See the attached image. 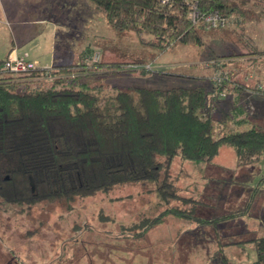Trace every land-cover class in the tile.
Instances as JSON below:
<instances>
[{
	"label": "trees",
	"instance_id": "trees-1",
	"mask_svg": "<svg viewBox=\"0 0 264 264\" xmlns=\"http://www.w3.org/2000/svg\"><path fill=\"white\" fill-rule=\"evenodd\" d=\"M90 1L105 12L113 29L133 31L143 45L164 51L178 43L204 45L200 27H225L232 15L244 13L242 4L248 0ZM194 4L200 11L195 20L189 16ZM208 14H217L220 23L212 25L205 19ZM92 46L86 45L77 65L56 63L46 69L37 64L26 72H7L11 76H3L5 59L0 60V207L30 208L56 200H65L71 207L78 197L108 192L117 185L153 181L162 202L169 205L182 200L191 207L168 206L154 217L135 221L127 227L134 240L146 238L168 214L198 224H218L233 216H198L196 206L202 200L182 194L171 173L172 165L176 157L210 161L223 144L235 148L239 164L258 161L264 157V127L253 124L215 137L212 112H200L213 97L204 84L77 88L75 80L84 73L128 66L137 69L142 63L101 61V50ZM94 54L99 55L98 61L87 63L86 58ZM263 54L258 49L232 50L229 57L255 61ZM210 61L216 95H227L226 89L243 95L262 79L255 76L254 85L239 80L230 84L231 71L224 60L213 57ZM249 241L255 243L252 263H235L221 251L222 264H264V235Z\"/></svg>",
	"mask_w": 264,
	"mask_h": 264
},
{
	"label": "rangeland",
	"instance_id": "rangeland-1",
	"mask_svg": "<svg viewBox=\"0 0 264 264\" xmlns=\"http://www.w3.org/2000/svg\"><path fill=\"white\" fill-rule=\"evenodd\" d=\"M20 1L26 14L28 3ZM61 1L68 6L63 4L60 9L56 5L58 27L71 31L58 37L57 64L82 62L79 52L84 49L78 47L85 43L101 50V61L142 62L137 69L128 66L110 72L84 73L75 80V87L91 89L103 84L106 88L131 89L204 84L213 91L210 93L213 97L200 112H212L215 137L249 127L244 121L264 127V116H260L264 114V94L257 93L253 98L245 94L237 96L232 89H226L228 97L214 94L210 63L213 57L224 60L231 71L230 84L239 80L251 85L255 76H264V54L255 61L229 57L232 50L264 52V0L243 3L244 13L232 15L223 28L200 27L204 45L178 43L164 51L143 45L133 31L113 29L105 12L90 0ZM51 41L52 34L50 47ZM34 47L39 50L38 45ZM3 76L11 74L4 71ZM237 97L242 99L241 103L237 101L244 115L239 107L233 106ZM251 108L257 113H250ZM221 147L227 155L236 153L232 145ZM210 161L176 157L171 173L184 196L202 200L196 206L198 216L212 219L233 215L218 224H198L168 214L146 238L134 240L127 227L135 221L154 217L168 206L191 207V203L182 200H173L169 205L162 202L153 181L117 185L108 192L78 197L71 207L65 200L43 201L30 208L5 205L0 207V264H222L221 251L235 263H252L256 257L255 243L249 240L264 235V192L253 182L264 175V160L257 164L238 163L241 169L220 171L209 168L206 163ZM229 161L226 162L232 163ZM262 181L263 178L260 184Z\"/></svg>",
	"mask_w": 264,
	"mask_h": 264
},
{
	"label": "crops",
	"instance_id": "crops-1",
	"mask_svg": "<svg viewBox=\"0 0 264 264\" xmlns=\"http://www.w3.org/2000/svg\"><path fill=\"white\" fill-rule=\"evenodd\" d=\"M27 1V12H24V4L19 0L14 2V0H0V60H3L7 57L8 53L12 49H16L18 53L22 55H26L29 60L36 61L39 66H46L50 64H56V47L58 45V37L64 33H69L71 30L66 31L64 27L59 28V18L57 16V7L63 9V4L68 6L66 1L61 0H26ZM18 2L22 4L19 5ZM22 7V12L19 9ZM69 28V27H68ZM52 34L51 47L49 45V35ZM46 35L48 37H46ZM43 36V37H42ZM61 41L64 43L63 39ZM46 43V44H45ZM66 44V42H65ZM38 45L39 50H36L33 46ZM87 43L83 45V47H78V49L86 48ZM83 51V50H82ZM26 52V53H25ZM81 54V52H79ZM62 56V55H61ZM59 56L58 60L62 57ZM58 64H66V63H58ZM263 78L264 76L261 75ZM255 82V81H254ZM254 85V83L252 84ZM214 86V84H213ZM214 88V87H213ZM216 90V89H215ZM237 96H241L239 92L234 90ZM249 95L251 98L257 93L247 90L244 91L243 95ZM228 97V93L226 95ZM242 101L240 97L235 99L234 105L241 109L242 115H244V111L240 106L238 101ZM255 101V98L253 102ZM256 109H258L256 107ZM255 109L254 114L257 113ZM264 112V111H263ZM260 116H264V114L260 113ZM240 120V119H237ZM242 120V119H241ZM244 123L249 124V127L255 123H248L244 121ZM251 124V125H250ZM248 128V127H247ZM246 129V128H244ZM242 130V129H240ZM222 148V147H221ZM219 153L212 159V161L207 162L206 165L209 168H215L217 170H223L225 168L231 169L239 168L237 162L236 153L226 154L222 148ZM225 149V148H224ZM232 151V148H228ZM229 151V150H228ZM235 151V150H234ZM233 158V159H232ZM232 159V160H231ZM227 160H230L228 163ZM264 160V157L258 161H255L253 164H257ZM199 163V162H198ZM200 167H204L199 164ZM223 173V172H222ZM202 176H204L202 174ZM264 178V175L258 178L255 182L259 186V190L261 193L264 192V183L260 184V180ZM264 182V181H262ZM224 250V249H223ZM225 251V250H224ZM226 254V252H225Z\"/></svg>",
	"mask_w": 264,
	"mask_h": 264
},
{
	"label": "built area",
	"instance_id": "built-area-1",
	"mask_svg": "<svg viewBox=\"0 0 264 264\" xmlns=\"http://www.w3.org/2000/svg\"><path fill=\"white\" fill-rule=\"evenodd\" d=\"M163 4L167 3L169 0H161ZM189 16L194 20L200 17V11L197 9L196 5L194 4L191 7L189 12ZM205 19L210 21L212 25H216L220 23V17L217 14H208L205 16ZM221 23H224V20L221 19ZM92 59V61H90ZM99 59L98 54H94L92 58L89 56L86 58L87 63L97 62ZM36 61L29 60L26 55H22L18 53L16 49L10 50L7 57L4 60L3 71L5 72H26L32 69L37 68ZM46 69H50L51 66H45ZM217 77V75H216ZM255 93H262L264 94V77L258 81L256 88L252 90Z\"/></svg>",
	"mask_w": 264,
	"mask_h": 264
}]
</instances>
